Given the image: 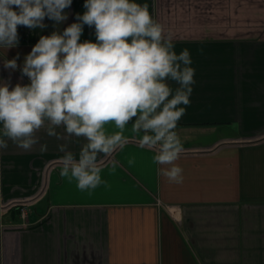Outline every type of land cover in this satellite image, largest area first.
Wrapping results in <instances>:
<instances>
[{
	"label": "crops",
	"instance_id": "1",
	"mask_svg": "<svg viewBox=\"0 0 264 264\" xmlns=\"http://www.w3.org/2000/svg\"><path fill=\"white\" fill-rule=\"evenodd\" d=\"M136 2L148 5L177 53L190 51L195 69L177 127L183 183L160 175L131 124L126 146L101 157L106 184L92 191L60 176L59 146L78 153L82 138L42 129L28 151L8 141L0 149V264H264V0ZM83 3L73 0L63 24L19 27L18 45L0 48V80L28 83L3 61L18 55L22 65L40 35L75 22ZM81 39L94 41V29L85 26Z\"/></svg>",
	"mask_w": 264,
	"mask_h": 264
},
{
	"label": "clouds",
	"instance_id": "2",
	"mask_svg": "<svg viewBox=\"0 0 264 264\" xmlns=\"http://www.w3.org/2000/svg\"><path fill=\"white\" fill-rule=\"evenodd\" d=\"M73 0H0V48L19 43V27L30 30L68 20ZM83 13L62 30L40 35L31 51L3 61L28 83L0 80V149L8 141L25 151L48 136L82 138L78 153L60 145V176L80 191H92L102 179L103 159L128 143L127 126L141 148L155 152L153 162L169 183L182 184L177 163L184 151L177 132L191 103L195 69L188 49L179 53L171 34L136 0H84ZM94 29L95 40L81 37ZM109 125L115 131L109 132ZM62 128L61 136L56 129ZM42 146L41 150H45ZM112 170L118 161H110ZM132 163V161H129Z\"/></svg>",
	"mask_w": 264,
	"mask_h": 264
},
{
	"label": "built area",
	"instance_id": "3",
	"mask_svg": "<svg viewBox=\"0 0 264 264\" xmlns=\"http://www.w3.org/2000/svg\"><path fill=\"white\" fill-rule=\"evenodd\" d=\"M27 205H23L20 207V213L24 218L28 217V210H27Z\"/></svg>",
	"mask_w": 264,
	"mask_h": 264
}]
</instances>
